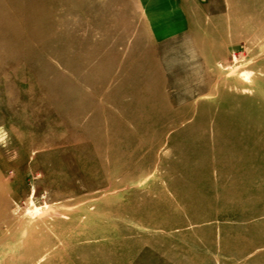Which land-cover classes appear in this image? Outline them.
Here are the masks:
<instances>
[{"label": "rangeland", "instance_id": "obj_1", "mask_svg": "<svg viewBox=\"0 0 264 264\" xmlns=\"http://www.w3.org/2000/svg\"><path fill=\"white\" fill-rule=\"evenodd\" d=\"M0 264H264V0H0Z\"/></svg>", "mask_w": 264, "mask_h": 264}]
</instances>
